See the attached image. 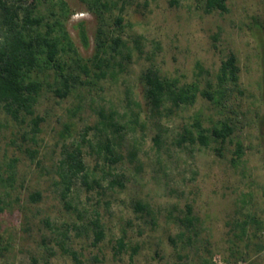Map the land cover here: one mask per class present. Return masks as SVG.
I'll return each instance as SVG.
<instances>
[{"label": "rangeland", "instance_id": "obj_1", "mask_svg": "<svg viewBox=\"0 0 264 264\" xmlns=\"http://www.w3.org/2000/svg\"><path fill=\"white\" fill-rule=\"evenodd\" d=\"M67 1L72 14L66 26L89 59L98 18L81 0ZM114 1L113 15L124 17L131 58L117 67L115 76L81 92L85 101L79 114L73 117L68 110L80 98L76 92L64 99L46 93L37 107L46 120L35 143L29 123L0 111V163L19 159L14 185L0 189L5 201L0 264H264V228L251 224L244 240L232 229L236 219L248 214L264 221L262 48L254 34L258 25L264 34V0H229L227 12H208L205 0ZM231 53L240 66V88L222 104L200 95L194 105L166 100L157 107L148 97L145 75L151 68L180 84L197 81L201 89H216V74ZM102 111H117L118 127L101 131ZM198 115L206 126L231 120L233 140L246 147L238 165L232 162V140L222 155L214 144H178ZM69 123L73 136L64 138ZM108 137L114 138L112 149L101 150ZM76 142L82 143L91 185L79 177L72 185L61 182L63 153ZM27 148L39 151L36 161ZM116 156L120 159L112 162ZM113 180L123 185H112ZM36 192L42 197L33 201ZM138 202L151 212L137 210ZM188 205L199 218L190 230L183 224ZM96 219L104 230L98 243ZM181 232L186 236L181 238ZM123 235L127 247L118 253ZM135 246L139 249L131 258ZM64 248L76 251L80 263Z\"/></svg>", "mask_w": 264, "mask_h": 264}, {"label": "trees", "instance_id": "obj_2", "mask_svg": "<svg viewBox=\"0 0 264 264\" xmlns=\"http://www.w3.org/2000/svg\"><path fill=\"white\" fill-rule=\"evenodd\" d=\"M81 1L96 14L99 23L95 52L89 59L83 57L66 26L65 21L72 14L67 0H0V111L19 123H29L30 139L35 143L38 142L37 137L42 131V123L46 120L37 111L41 98L46 93L50 92L64 99L75 92L80 95L84 89L92 91L99 86L101 80L110 75L115 76L117 67L123 68L124 61L131 58V48L123 36L124 17L113 15L118 1ZM228 1L205 0L206 10L227 12ZM257 28L254 34L262 48L263 73L260 87L264 103V34L261 32V26L258 25ZM81 34L84 42L88 44L85 28H82ZM135 41L140 49L139 39ZM145 79L147 95L157 107H161L166 100H170L175 106L194 105L200 95L214 103L222 104L240 88V66L234 53L223 59L216 74V89H201L197 81L180 84L179 79L164 76L159 69L152 68L146 73ZM210 86L213 84L210 83ZM79 95V100L68 109L73 117L84 108L85 97ZM99 114L101 119L98 128L101 131L109 132L111 127H118L119 122L115 120L117 111L110 115L104 114L103 111ZM259 125L264 159V112ZM89 129L90 127H87L83 140H86ZM235 132L236 127L230 119H218L211 126H206L203 117L198 115L191 126L184 129L178 144L189 142L205 147L214 144L215 150L222 155L225 143L232 140L235 143L232 162L238 165L246 154V147L242 140H233ZM29 133L27 132V135ZM69 136H73L72 123L66 124V131L62 134L64 138ZM113 141L114 138L108 137V142L100 145V149L104 146L112 149ZM74 146V149L63 153L64 157L59 166L61 182L64 185H72L73 178L79 177L91 185L88 179L90 170L84 161L82 143L76 142ZM27 152L33 161L37 160V149L27 148ZM119 159V156L111 158L112 162ZM18 161L19 159L14 157L3 164L0 163V189L14 185ZM94 180L99 182L96 177ZM116 183L123 185L118 180L112 181V185ZM41 197L40 192L31 195L33 201H38ZM4 203L0 191V211L4 210ZM136 209H147L151 212L141 202L137 203ZM198 221L192 205H188L183 218L184 226L190 230ZM251 224L258 229L264 228V221L248 214L244 219H236L233 222L235 236L244 240ZM95 226V243H98L104 237V230L99 219L95 220ZM179 236L183 238L186 233L181 232ZM117 243L118 253L123 252L127 247L125 235L121 236ZM138 249V246L132 247L131 258H134ZM64 250L80 263L76 251L68 248Z\"/></svg>", "mask_w": 264, "mask_h": 264}]
</instances>
